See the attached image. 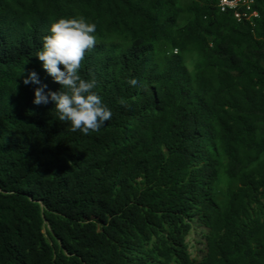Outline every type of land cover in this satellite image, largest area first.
I'll return each mask as SVG.
<instances>
[{
    "label": "trees",
    "instance_id": "obj_1",
    "mask_svg": "<svg viewBox=\"0 0 264 264\" xmlns=\"http://www.w3.org/2000/svg\"><path fill=\"white\" fill-rule=\"evenodd\" d=\"M215 5L0 0V264H264V0ZM73 17L113 113L89 135L23 83L60 91L35 55Z\"/></svg>",
    "mask_w": 264,
    "mask_h": 264
},
{
    "label": "clouds",
    "instance_id": "obj_2",
    "mask_svg": "<svg viewBox=\"0 0 264 264\" xmlns=\"http://www.w3.org/2000/svg\"><path fill=\"white\" fill-rule=\"evenodd\" d=\"M48 32L35 57L42 62L46 74L61 87L59 92L46 91L47 85L41 83L38 73H28L24 85H39L34 89L33 103L38 106L54 104L58 120L72 132L84 135L99 132L112 119L113 113L93 91L97 87L95 79L86 80L80 75L85 52L96 44V24L84 17L59 18L50 25ZM128 83L136 89L142 87L138 79H129Z\"/></svg>",
    "mask_w": 264,
    "mask_h": 264
},
{
    "label": "built area",
    "instance_id": "obj_3",
    "mask_svg": "<svg viewBox=\"0 0 264 264\" xmlns=\"http://www.w3.org/2000/svg\"><path fill=\"white\" fill-rule=\"evenodd\" d=\"M205 2L208 0H197ZM213 1V0H210ZM216 1V9L220 13L232 12L237 22L248 21L253 22L259 18V12L254 9L255 0H214Z\"/></svg>",
    "mask_w": 264,
    "mask_h": 264
},
{
    "label": "rangeland",
    "instance_id": "obj_4",
    "mask_svg": "<svg viewBox=\"0 0 264 264\" xmlns=\"http://www.w3.org/2000/svg\"><path fill=\"white\" fill-rule=\"evenodd\" d=\"M187 65H188V67H190L191 66V63L190 62H187Z\"/></svg>",
    "mask_w": 264,
    "mask_h": 264
}]
</instances>
